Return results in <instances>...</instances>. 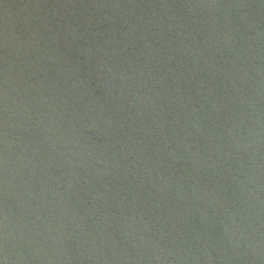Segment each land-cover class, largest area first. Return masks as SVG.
<instances>
[{"label": "water", "instance_id": "95a60500", "mask_svg": "<svg viewBox=\"0 0 264 264\" xmlns=\"http://www.w3.org/2000/svg\"><path fill=\"white\" fill-rule=\"evenodd\" d=\"M0 264H264V0H0Z\"/></svg>", "mask_w": 264, "mask_h": 264}]
</instances>
